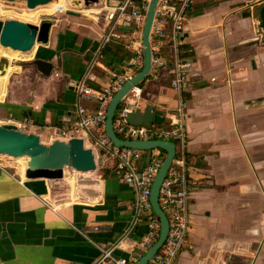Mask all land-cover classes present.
Returning <instances> with one entry per match:
<instances>
[{
  "label": "crops",
  "instance_id": "crops-1",
  "mask_svg": "<svg viewBox=\"0 0 264 264\" xmlns=\"http://www.w3.org/2000/svg\"><path fill=\"white\" fill-rule=\"evenodd\" d=\"M72 1L82 9L66 18L72 27L54 26L48 44H35L27 59L52 63L50 73L29 63L34 76L19 82V97H9L5 88L0 99V122L28 117L33 123L22 130L46 141L54 140L55 127L77 120L78 104L98 109V99L82 93V86L101 94L133 66L135 52L125 46L131 26L117 27L124 37L103 39L107 7L123 0L89 6ZM263 3L194 0L181 34L166 25L162 74L139 84L140 108L151 104L159 111V126H173L168 114L184 107L185 142L179 148L192 166L191 226L173 264H264ZM179 62L189 64L190 85L182 91L172 85ZM114 164L84 179L66 170L68 186L65 178L64 185L28 179L24 164L14 171L0 161V264H111L100 258L112 245L116 256L139 259L145 252L138 241L148 223L137 215L136 188L119 178ZM67 189L69 199L58 200L56 193Z\"/></svg>",
  "mask_w": 264,
  "mask_h": 264
},
{
  "label": "built area",
  "instance_id": "built-area-1",
  "mask_svg": "<svg viewBox=\"0 0 264 264\" xmlns=\"http://www.w3.org/2000/svg\"><path fill=\"white\" fill-rule=\"evenodd\" d=\"M150 2L151 0H123L117 5L107 7L106 18L108 23L103 38L104 42L123 36L117 30L118 26H131V34L125 40V46L128 50L135 52L134 57L130 60L133 66L118 76L101 94L96 95L89 88L82 86V93L98 99V109L92 111L78 104L77 120L69 125L55 127L56 131L52 132L54 139L68 140L72 137L87 136L92 141L91 147L98 148L96 154L101 159L99 166L110 161L115 162V171L119 178L136 188L137 215L146 219L148 223V230L138 241V247L144 252L157 241L160 233V221L153 211L150 194L153 181L166 157V151L159 147L152 148L150 160L147 162L148 150L115 144L107 134L106 120L108 105L113 95L125 81L141 70L144 65L142 31ZM193 2L194 0L158 1L151 30L152 63L149 72L156 78L162 74L167 65L161 55V38L166 35V25L170 24L173 32L181 34L186 25L188 9ZM172 73V85L176 90H185L190 85L188 63L179 62L172 69ZM142 98V90L139 84L131 88L116 111L114 128L118 136L124 140L164 139L173 141L176 145L175 158L161 185L159 195L160 205L169 220L168 236L163 246L147 263L173 264L178 252L186 242L191 226L188 199L192 185V166L188 164L179 148L185 142V126L182 122L184 107L179 105L177 112L168 114L173 123V126L171 125L169 128L161 127L159 123L154 122L136 125L129 121V114L141 109ZM32 123V120L27 117L23 122L18 123V126L22 129L32 125ZM115 248L114 245L104 247L100 262L134 264L138 260V257L134 255L129 257L116 256Z\"/></svg>",
  "mask_w": 264,
  "mask_h": 264
},
{
  "label": "water",
  "instance_id": "water-1",
  "mask_svg": "<svg viewBox=\"0 0 264 264\" xmlns=\"http://www.w3.org/2000/svg\"><path fill=\"white\" fill-rule=\"evenodd\" d=\"M15 1V0H7ZM53 0H26L27 7L34 9L39 5H45ZM78 4L84 2L87 6L97 0H75ZM159 0H151L146 14L142 31L144 65L141 70L124 82L113 95L107 109L106 131L110 138L118 146L134 147L148 150L146 161L149 162L151 149L159 147L166 151V157L157 173L152 187L150 200L154 213L160 221V233L157 241L134 263L147 264L148 261L163 246L169 231V220L160 205V188L168 173V170L176 155V145L173 141L164 139L153 140H124L115 131L114 120L116 111L122 100L134 86L144 81L151 70V30L155 20L156 7ZM71 14L76 12L69 11ZM259 25L264 32V3L259 12ZM58 17L49 14L41 17L39 23L26 22L19 19L0 20V45L22 52L31 50L35 44H48L53 27L57 24ZM29 63V62H27ZM36 68L43 74L50 73L52 63L40 58L31 60ZM129 121L133 124L161 123L163 117L151 104H147L143 110L137 109L129 114ZM13 157L28 156V166L24 175L28 179H47L64 185L65 170L71 169L86 173L97 170L101 159L94 148L86 145L84 137H72L68 140L56 138L45 142L40 134L22 130L15 122L0 124V155Z\"/></svg>",
  "mask_w": 264,
  "mask_h": 264
},
{
  "label": "rangeland",
  "instance_id": "rangeland-1",
  "mask_svg": "<svg viewBox=\"0 0 264 264\" xmlns=\"http://www.w3.org/2000/svg\"><path fill=\"white\" fill-rule=\"evenodd\" d=\"M71 2L73 3L72 0H71ZM80 10H82V9L77 8V10L76 9H65L63 11L56 12L55 15L58 17V22L54 28L56 30H66V28L72 27L73 23H71L70 21H68L66 19V18H68V16H70L69 11L81 13ZM49 12H50L49 7H47L46 4L45 5H39L36 8L31 9V8L27 7L26 0H15V1L0 0V20H3V21L8 20V19H19V20L26 21V22L39 23L41 17L51 14ZM35 14H37L36 18L31 16V15H35ZM27 16H28V18H27ZM57 28H60V29H57ZM37 45H39L42 48L46 44L45 45L44 44H37ZM1 48L2 47L0 46V49ZM33 48L27 52H23V55L25 56L23 58H19L16 56L9 57L7 54H4L2 51H0V74L5 75V73L8 72V75L6 77V83H7L6 90H7V92H10V93H8L9 97H14V96L19 97V94H21V93H19L20 90H17L18 89L17 86H18L19 82H21L22 80H24V81L28 80L29 81V79L34 76L33 75L34 72H30L28 70L30 68L29 63H31V60H27L28 57H30L32 55ZM4 49L5 48H2L1 50H4ZM19 60H25V61H19ZM27 62H29V63H27ZM16 66L18 67V69L15 68ZM9 73H10V75H9ZM14 89H15V92H13ZM141 108L143 109L142 104H141ZM6 122H9V121L0 122V124L6 123ZM45 139L46 138L44 137V140L43 139L42 140L45 142H49V141H46ZM86 144H87V146H91L88 142ZM17 160L13 156L0 155V161L3 162L4 164H7L8 166H11V168L14 171H18L17 166H16L18 162L23 163V164L25 163L24 158L17 159ZM66 170H71V169L67 168ZM66 170H65V177H67V174H66L67 171ZM94 172L95 171H90V172H86V173H81V172H77V173L80 174V175H78L79 177L84 179V178H88L87 176L91 173H94ZM65 182L67 184L66 178H65ZM68 192H69V189L65 190L64 192L56 193L57 197L59 198L58 200L62 199L65 201L66 198L69 199ZM70 200H71V198H70ZM58 202H60V201H58Z\"/></svg>",
  "mask_w": 264,
  "mask_h": 264
},
{
  "label": "bare ground",
  "instance_id": "bare-ground-1",
  "mask_svg": "<svg viewBox=\"0 0 264 264\" xmlns=\"http://www.w3.org/2000/svg\"><path fill=\"white\" fill-rule=\"evenodd\" d=\"M46 6L49 7V10H50L49 13L54 12V10L60 11V10H63L64 8L65 9L66 8H74V9H77L78 8L77 5H73V3L71 2V0H53L50 3L46 4ZM31 16L34 17V18H36L37 14L31 15ZM27 18H28V16H27ZM1 47L2 48H5V49L4 50H1L2 49L1 48L0 51H2L4 54H7L9 57H13V56H16V57H19V58L25 57L23 55V52L22 51L15 50V49H12V48H9V47H3V46H1ZM29 60H31V59H29ZM19 61H25V60H19ZM15 68L18 69V67H15ZM7 75H8V72L5 73V75H1L0 76V99H3L4 96H5V92H6V90H5V88H6V77H7ZM9 75H10V73H9ZM1 155H4V154H1ZM15 158H18V159L24 158L25 159V161H24L25 163H24V165L22 167L26 169V167L28 166V164H27L28 163V159H29L28 156L15 157ZM20 164L22 165L23 163H20ZM22 176H24V173H22Z\"/></svg>",
  "mask_w": 264,
  "mask_h": 264
},
{
  "label": "flooded vegetation",
  "instance_id": "flooded-vegetation-1",
  "mask_svg": "<svg viewBox=\"0 0 264 264\" xmlns=\"http://www.w3.org/2000/svg\"><path fill=\"white\" fill-rule=\"evenodd\" d=\"M53 13H55V12H53ZM53 13H51V14H53ZM32 55H33V52H32ZM32 55H31V56H32ZM31 56H30V57H31ZM30 57H28V58H30ZM26 59H27V58H26Z\"/></svg>",
  "mask_w": 264,
  "mask_h": 264
}]
</instances>
